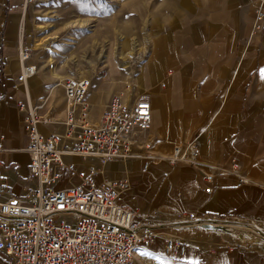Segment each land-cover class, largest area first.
Masks as SVG:
<instances>
[{
	"label": "crops",
	"instance_id": "crops-1",
	"mask_svg": "<svg viewBox=\"0 0 264 264\" xmlns=\"http://www.w3.org/2000/svg\"><path fill=\"white\" fill-rule=\"evenodd\" d=\"M251 1L177 0L158 6L167 17L157 13L161 17L151 22V51L132 77L136 91L130 92H144L151 103V122L141 141L167 153L197 134L193 163L159 160L143 167L141 157L129 158L124 166L68 158L82 171L96 166L98 178L107 182L128 180L120 204L135 210L138 220L156 232L138 264H264V242L224 244L216 238L222 240L227 233L217 231L214 237L187 218L194 213L199 220H252L264 228V31L245 39L253 17ZM22 3L0 18V200L8 197L5 189L20 196L22 186L30 185L24 149L27 96L40 103L42 136L64 131L61 83L38 77L16 83L21 73L17 51L23 44ZM120 81L129 84V77ZM130 90L126 85L125 91ZM130 93L122 95L137 96ZM105 97L95 90L87 95L91 123L98 120ZM233 161L245 180L227 171ZM205 174H212L211 179ZM166 239L183 243V254L177 249L165 254ZM0 264H9L1 250Z\"/></svg>",
	"mask_w": 264,
	"mask_h": 264
},
{
	"label": "built area",
	"instance_id": "built-area-1",
	"mask_svg": "<svg viewBox=\"0 0 264 264\" xmlns=\"http://www.w3.org/2000/svg\"><path fill=\"white\" fill-rule=\"evenodd\" d=\"M262 23L264 0H258L252 32ZM18 59L21 73L16 83L36 72V64L29 62L30 53L24 47L18 48ZM61 85L67 117L62 135L40 134L38 125L44 121L37 112L40 103L26 98L24 149L29 165L25 178L30 185L22 186L20 196L5 189L8 197L0 200V250L9 264H138L139 254L148 251L156 232L138 220L135 210L120 204L121 195L129 189L128 180L107 182L98 178L96 166L82 171L68 158L116 161L124 166L129 158L141 157L143 167L159 160L193 163L197 134L167 153L153 151L141 141L151 122L146 94L132 99L112 94L98 120L91 123L86 102L88 80L70 76ZM17 106L22 108L23 104L18 101ZM227 171L245 180L237 162L233 161ZM211 177L205 174L206 180ZM187 218L208 221L196 219L194 213ZM174 249L182 255L185 245L166 239L164 253Z\"/></svg>",
	"mask_w": 264,
	"mask_h": 264
},
{
	"label": "rangeland",
	"instance_id": "rangeland-1",
	"mask_svg": "<svg viewBox=\"0 0 264 264\" xmlns=\"http://www.w3.org/2000/svg\"><path fill=\"white\" fill-rule=\"evenodd\" d=\"M22 1L25 7L21 29L23 44L18 48L29 51V62L35 63L37 68V73L26 80L38 77L48 79L49 84H59L70 76L86 78L87 95L95 90L106 96V103L112 94L129 95L136 91L132 77L151 51V22L160 16L157 13L166 16L159 11L160 7L177 0H11L10 4L0 0V18ZM257 7L258 0L251 1L253 17L246 41L264 31L262 23L252 32ZM124 75L129 77V84L121 83ZM126 85L131 89L128 92ZM130 95L135 97L133 93ZM87 104L90 109L88 101ZM197 225L214 237L217 231L227 233L223 241L216 238L224 244L253 246L264 242V228H259L260 224L252 220L227 218Z\"/></svg>",
	"mask_w": 264,
	"mask_h": 264
},
{
	"label": "bare ground",
	"instance_id": "bare-ground-1",
	"mask_svg": "<svg viewBox=\"0 0 264 264\" xmlns=\"http://www.w3.org/2000/svg\"><path fill=\"white\" fill-rule=\"evenodd\" d=\"M22 80L24 81V79H22ZM66 119H67V117H66V105H65V117H64V119L61 120L62 123H63Z\"/></svg>",
	"mask_w": 264,
	"mask_h": 264
},
{
	"label": "water",
	"instance_id": "water-1",
	"mask_svg": "<svg viewBox=\"0 0 264 264\" xmlns=\"http://www.w3.org/2000/svg\"><path fill=\"white\" fill-rule=\"evenodd\" d=\"M207 225H210V226H212L213 224H207Z\"/></svg>",
	"mask_w": 264,
	"mask_h": 264
}]
</instances>
